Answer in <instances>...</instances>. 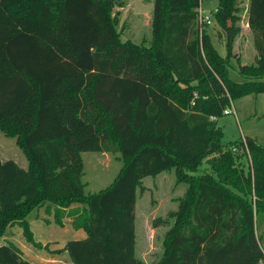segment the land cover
I'll return each mask as SVG.
<instances>
[{"label": "trees", "instance_id": "trees-1", "mask_svg": "<svg viewBox=\"0 0 264 264\" xmlns=\"http://www.w3.org/2000/svg\"><path fill=\"white\" fill-rule=\"evenodd\" d=\"M200 2L155 0L151 39L137 42L122 39L115 9L124 0H0V130L28 160L0 155V238L19 224L34 242L28 215L44 207L86 231L65 245L74 264H152L136 252L138 188L175 168L187 187L157 264L264 261V146L225 143L217 123L235 99L264 92V0L249 2L252 64L233 52L238 0H219L214 12L225 56L199 22ZM234 56L243 81L229 75ZM84 151L123 161L93 193ZM0 264L35 263L5 242Z\"/></svg>", "mask_w": 264, "mask_h": 264}, {"label": "rangeland", "instance_id": "rangeland-1", "mask_svg": "<svg viewBox=\"0 0 264 264\" xmlns=\"http://www.w3.org/2000/svg\"><path fill=\"white\" fill-rule=\"evenodd\" d=\"M124 6H117L115 11L120 17V29H126L122 39L131 37L134 41L150 40L152 34L151 18L155 0H124ZM219 0H201V14L210 19L208 31L212 43L218 52L227 54L226 31L216 17L215 10ZM241 11V19L237 23L241 27L248 20L247 4L249 0H238ZM150 17H149V16ZM150 22V25H148ZM234 26L232 20L231 25ZM219 32L222 36L220 37ZM133 34L134 36H131ZM237 38V37H236ZM234 44L233 52L238 54L242 64L255 62L257 51L253 34H241ZM231 78L243 81L239 72V59L232 57L229 65ZM228 109L235 111L225 113L217 120L224 132L225 143L234 142L253 137L264 146V92L248 94L235 99ZM0 155L3 160L14 159L22 166H28V160L16 142V138L6 135L0 130ZM85 162L84 180L87 182L86 192L93 193L108 186L118 174L123 161L119 154L103 151H84L82 153ZM248 164L249 158H243ZM206 162L202 164L204 168ZM175 168L163 171L157 175L143 178L138 188L136 203V252L139 257L149 263L157 264L165 250V240L168 231L174 224L171 215L178 207L179 197L184 195L187 185L177 184ZM30 228L33 233V241H29L24 235L19 224L10 226L0 238V243L12 242L23 250L25 256L35 264H74L69 252L65 249L68 240L82 239L87 236L83 228H75L69 219L63 226L53 220V215L42 208H34L28 215ZM260 235L261 245L264 249V224L260 223L257 229ZM264 264V261L261 262Z\"/></svg>", "mask_w": 264, "mask_h": 264}, {"label": "crops", "instance_id": "crops-1", "mask_svg": "<svg viewBox=\"0 0 264 264\" xmlns=\"http://www.w3.org/2000/svg\"><path fill=\"white\" fill-rule=\"evenodd\" d=\"M249 2H250V0H249ZM248 9H249V4H247V11H248ZM149 16V15H148ZM150 17V16H149ZM148 25H150V22H149V24ZM240 27H241V25H240ZM252 33V31H251V28H250V26H249V22H248V20L246 21V23H244V25L241 27V31L239 32V34L237 35V38L238 37H240V35L241 34H248V33ZM126 34V35H128L127 34V32H126V29H122V34ZM131 36H134L133 34H131ZM236 38V41L238 40ZM128 39H132L131 37H128ZM236 41H235V45H236ZM74 205H78V204H74ZM42 209H45L44 207H42ZM45 211H46V209H45Z\"/></svg>", "mask_w": 264, "mask_h": 264}, {"label": "built area", "instance_id": "built-area-1", "mask_svg": "<svg viewBox=\"0 0 264 264\" xmlns=\"http://www.w3.org/2000/svg\"><path fill=\"white\" fill-rule=\"evenodd\" d=\"M199 22L201 25H204L205 23H210V19L208 17H205L201 14V11H200V15H199ZM203 27V26H202ZM235 111L233 109H225V113H232ZM257 264H262L261 262L260 263H257Z\"/></svg>", "mask_w": 264, "mask_h": 264}, {"label": "water", "instance_id": "water-1", "mask_svg": "<svg viewBox=\"0 0 264 264\" xmlns=\"http://www.w3.org/2000/svg\"><path fill=\"white\" fill-rule=\"evenodd\" d=\"M231 25V20H229V26Z\"/></svg>", "mask_w": 264, "mask_h": 264}]
</instances>
